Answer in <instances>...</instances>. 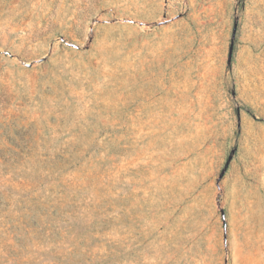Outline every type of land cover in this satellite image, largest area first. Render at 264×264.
<instances>
[{
	"label": "rangeland",
	"instance_id": "obj_1",
	"mask_svg": "<svg viewBox=\"0 0 264 264\" xmlns=\"http://www.w3.org/2000/svg\"><path fill=\"white\" fill-rule=\"evenodd\" d=\"M0 264H264V0H0Z\"/></svg>",
	"mask_w": 264,
	"mask_h": 264
}]
</instances>
